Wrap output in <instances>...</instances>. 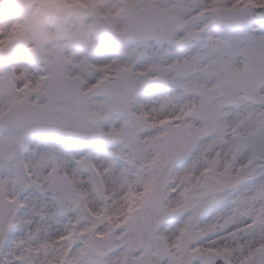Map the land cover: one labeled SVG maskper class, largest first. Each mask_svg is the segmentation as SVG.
I'll use <instances>...</instances> for the list:
<instances>
[{
    "label": "snow or ice",
    "instance_id": "6c2138e0",
    "mask_svg": "<svg viewBox=\"0 0 264 264\" xmlns=\"http://www.w3.org/2000/svg\"><path fill=\"white\" fill-rule=\"evenodd\" d=\"M0 264H264V0H0Z\"/></svg>",
    "mask_w": 264,
    "mask_h": 264
}]
</instances>
